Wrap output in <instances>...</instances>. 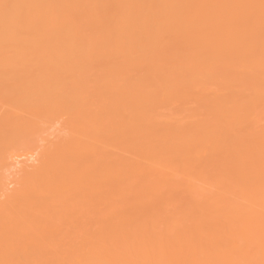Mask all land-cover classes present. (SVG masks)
<instances>
[{
	"label": "bare ground",
	"instance_id": "obj_1",
	"mask_svg": "<svg viewBox=\"0 0 264 264\" xmlns=\"http://www.w3.org/2000/svg\"><path fill=\"white\" fill-rule=\"evenodd\" d=\"M0 264H264V0H0Z\"/></svg>",
	"mask_w": 264,
	"mask_h": 264
}]
</instances>
